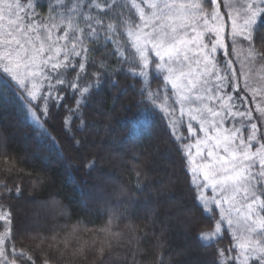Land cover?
Segmentation results:
<instances>
[{"label": "snow or ice", "instance_id": "snow-or-ice-1", "mask_svg": "<svg viewBox=\"0 0 264 264\" xmlns=\"http://www.w3.org/2000/svg\"><path fill=\"white\" fill-rule=\"evenodd\" d=\"M262 31L264 0H0V108L14 107L36 138L50 140L62 155L47 127L61 108L63 127L79 148L75 132L89 127L84 111L102 103L97 94L112 93L115 109L128 88L135 89V119L125 135L142 143L162 119L182 146L196 203L214 220L211 228L197 234L200 246L213 247L226 229L232 244L227 255L217 248V264H264V131L256 122L264 125V51L257 47ZM259 45L264 48V35ZM218 51L223 60L217 59ZM122 75L134 83L122 86ZM153 79L162 83L153 88ZM248 95L257 117L247 107ZM194 124L203 136L192 142ZM183 127L189 136L181 132ZM106 129L111 131L110 124ZM0 154L3 171L16 170L6 143L0 145ZM84 161L86 170L96 166L95 157ZM71 167L66 165V179L74 183ZM136 176L140 189L141 173ZM209 190L211 196L205 194ZM12 192L0 180V201ZM15 195L22 196L19 185ZM118 196L131 202L123 185ZM108 212L99 245L96 238L81 241L75 227L62 239L41 235L40 244L50 240L49 248L61 258L67 252L86 259L94 252L96 260L108 264L105 256L111 259L113 247H124L122 241L139 243L134 229L130 238L114 231L112 225L123 214L111 208ZM0 222V264H37L31 251L16 247L12 212L2 202ZM41 255L46 257L43 264H53L47 253Z\"/></svg>", "mask_w": 264, "mask_h": 264}, {"label": "trees", "instance_id": "trees-1", "mask_svg": "<svg viewBox=\"0 0 264 264\" xmlns=\"http://www.w3.org/2000/svg\"><path fill=\"white\" fill-rule=\"evenodd\" d=\"M261 35L264 31L257 35V47L264 51L259 45ZM110 63L115 64V60ZM119 78L122 86L134 83L126 76ZM161 83L162 79H153L152 87ZM95 99L102 103L94 102L84 111L89 127L75 132L81 140L79 148L63 127V108L48 121L49 133L63 149L62 155L50 140L37 139L14 107L0 108V145L6 143L7 155L17 161L16 170L6 173L4 156L0 154V180L13 189L0 202L12 212L16 247L31 251L37 264H43L46 258L42 252L47 253L53 264H101L94 252H88L86 259L72 258L67 252L61 258L55 248H49L50 240L40 244V236L57 234L62 239L75 227L81 241L91 243L96 238L99 245L105 239L99 229L107 225L111 208L123 214L112 225L113 230L130 238L134 229L139 243L133 240L129 245L122 241L124 247H113L111 259L109 254L105 256L108 264H133V253L136 264H217V248L225 249L227 255L232 238L225 229L216 245L200 246L197 234L203 228H211L214 220L203 214L197 205L187 161L180 150L182 146L173 140L165 122L157 120L142 143H133L125 132L135 119L136 90L129 87L115 109L112 93L107 90L97 94ZM67 103L71 105L73 100L69 98ZM109 124L110 132L106 129ZM261 130L264 131L263 125ZM181 132L189 136L186 127L181 128ZM84 157H95L96 166L92 170L84 168ZM68 164L72 165L74 183L66 179ZM137 171L141 173L140 189L137 188ZM34 183L38 186L33 187ZM17 185L22 191L19 198L15 195ZM121 185L129 190L131 202L118 196ZM91 197L96 199L93 205L89 203ZM34 204L37 211L32 214V221L36 230L29 233L25 230L26 209ZM215 218H219L218 211ZM185 252L188 254H183Z\"/></svg>", "mask_w": 264, "mask_h": 264}, {"label": "rangeland", "instance_id": "rangeland-1", "mask_svg": "<svg viewBox=\"0 0 264 264\" xmlns=\"http://www.w3.org/2000/svg\"><path fill=\"white\" fill-rule=\"evenodd\" d=\"M221 10L222 11H224V9H223V7L221 8ZM225 20H226V22H227V17H225ZM229 27L227 26V24H226V28H225V43L226 44H229V52L231 53V45H230V40H229V36H228V32H229ZM223 53H222V51H218L217 52V59L218 60H223ZM229 58H231V59H234V67H238V63H236L235 62V58L234 57H232L231 55H230V57ZM260 98L259 97H257V100H259ZM254 105V106H253ZM247 107L249 108V109H251L252 110V112H253V117H257L258 116V113L256 112V111H254V109H255V107H256V105H255V103H254V101H253V99H252V97H251V95H248L247 96ZM187 119V118H186ZM257 122V124H258V127H260L261 128V123H260V121L259 120H257L256 121ZM264 126V125H263ZM194 127H196V129H197V132H196V136L195 137H192V142H194L195 141V139L197 138V137H202L203 136V133H200L199 132V129H198V125H195L194 124ZM193 151H195L194 149H193ZM111 181H109V183H110ZM206 195H209V196H211L212 195V193L210 192V190L209 191H206V193H205ZM157 198V197H156ZM96 202V199L93 197H91V199H90V201H89V203H90V205H93L94 203ZM88 210V209H87ZM86 210V211H87ZM37 211V206H36V204H34V205H31L30 206V208H27L26 209V212H27V218H26V220H25V230L26 231H29V233L30 232H32L33 230H36V228H35V225H34V223H33V221H32V219L34 218V217H32V214H34L35 212ZM87 213H88V211H87ZM20 214H23V212L22 213H20Z\"/></svg>", "mask_w": 264, "mask_h": 264}]
</instances>
